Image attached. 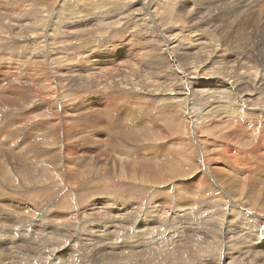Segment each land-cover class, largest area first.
I'll return each instance as SVG.
<instances>
[{
    "label": "rangeland",
    "instance_id": "1",
    "mask_svg": "<svg viewBox=\"0 0 264 264\" xmlns=\"http://www.w3.org/2000/svg\"><path fill=\"white\" fill-rule=\"evenodd\" d=\"M18 1L14 0L15 7L0 1V56L11 58L9 51L27 55L24 65L1 64L5 58L0 57V77L5 78L0 80V210L16 219L0 223V246L11 240L8 250L3 245L5 250L0 249L11 253L3 255L0 264H264V247L257 249L264 244V172L255 170L264 168V115H256L264 95L251 84V79L264 78V0ZM40 54L46 59H38ZM64 56V67L69 62L68 66L57 63L60 70H53L54 61ZM87 59L101 74L96 80L78 72L84 65L74 66ZM213 66H220V71L232 66L233 74L250 77L240 84L249 92H244L249 96L248 110L231 114L243 103L234 94L220 95L216 103L212 97L205 99L206 94L194 93L200 88L214 91L207 70ZM24 67L47 69L51 78L52 71L56 76L51 81L43 77L46 86L39 88ZM111 70L121 79L112 82ZM56 80L65 82V98L53 94ZM14 98L13 105L26 103L29 112L23 115L9 107ZM91 103H98V110L94 112ZM74 129L79 132L72 133ZM113 138L119 147L109 145ZM221 165L235 177L247 176L246 181L252 174L251 180L260 182L251 192L257 199L246 202L251 185L239 195L226 187L220 194L211 190L216 185L208 169L212 172ZM46 216L55 230L51 223L44 226ZM137 232L150 240L138 239L135 244Z\"/></svg>",
    "mask_w": 264,
    "mask_h": 264
},
{
    "label": "bare ground",
    "instance_id": "2",
    "mask_svg": "<svg viewBox=\"0 0 264 264\" xmlns=\"http://www.w3.org/2000/svg\"><path fill=\"white\" fill-rule=\"evenodd\" d=\"M0 1H2V6H5V5H9L8 7H10V5L11 6H14L15 7V2H14V0L12 1V3L10 2L11 0H0ZM8 1L10 2V3H8ZM222 1H224V0H222ZM226 1V0H225ZM241 1V0H240ZM18 2H21L20 0L18 1ZM29 2V1H28ZM214 2V1H213ZM231 2H232V0H231ZM238 2V1H237ZM8 3V4H7ZM212 3V2H211ZM211 3H210V7H211ZM216 3H217V1H216ZM222 3H224V2H222ZM215 4V3H214ZM226 4V3H225ZM235 4V3H234ZM213 5V4H212ZM216 6H217V4H215ZM233 5V4H232ZM232 5H231V7H232ZM21 6V5H20ZM144 6H146V5H144ZM226 6V5H225ZM224 6V7H225ZM5 7H7V6H5ZM34 7V6H33ZM62 7H63V5H62ZM212 7H214V6H212ZM241 7V6H240ZM145 8V7H144ZM147 8V7H146ZM217 8H218V6H217ZM223 8V7H222ZM233 8V7H232ZM1 9V8H0ZM73 8H71L70 10H72ZM220 9H221V7H220ZM239 9V8H238ZM264 9V8H263ZM42 10V9H41ZM60 10V9H59ZM242 10V9H241ZM245 10V9H244ZM1 11V10H0ZM75 11V10H74ZM87 11V10H86ZM214 11V10H213ZM217 11V10H216ZM2 12V11H1ZM1 12H0V15H1ZM24 12V11H23ZM71 12V11H70ZM211 12V11H210ZM253 12V11H252ZM62 12L60 11V13H57V14H61ZM72 13H73V11H72ZM63 16V15H62ZM62 16H60V17H62ZM68 16H70V15H68ZM64 17V16H63ZM62 17V18H63ZM58 18H59V16H58ZM100 19V18H99ZM75 20V19H74ZM200 20V19H199ZM216 20V19H215ZM205 21V20H204ZM151 22V21H150ZM196 22V21H195ZM59 23V22H58ZM57 23V24H58ZM28 24V23H27ZM26 24V25H27ZM54 24V23H53ZM71 24V23H70ZM86 24V23H85ZM93 24V23H92ZM193 24V23H192ZM197 24V23H196ZM215 25V24H214ZM54 26V25H53ZM91 26V25H90ZM89 26V27H90ZM93 26V25H92ZM194 26V25H193ZM47 27V26H46ZM31 28V27H30ZM50 28V27H49ZM52 28V27H51ZM68 28H70V27H68ZM39 29V28H38ZM72 29V28H71ZM75 29V28H74ZM241 29V28H240ZM40 30V29H39ZM49 30H51V29H49ZM80 30V29H79ZM16 31V30H15ZM43 31V30H42ZM46 32L48 31V29H46L45 30ZM81 31V30H80ZM136 31V30H135ZM51 32V31H50ZM48 33V32H47ZM46 33V34H47ZM125 33V32H124ZM17 35V34H16ZM237 35V34H236ZM45 37H46V35H45ZM251 37V36H250ZM35 38V37H34ZM89 38V37H88ZM249 38V37H248ZM38 39V38H37ZM86 40V39H85ZM162 40V39H161ZM245 40V39H244ZM24 41V40H23ZM28 41H29V39H28ZM14 42V41H13ZM16 42V41H15ZM21 42V41H20ZM26 42V41H25ZM30 42V41H29ZM240 42V41H239ZM24 43V42H23ZM20 44H22V43H20ZM16 45V44H15ZM179 45V44H178ZM14 46V45H13ZM25 46V45H24ZM29 46H31V45H29ZM33 46V45H32ZM83 46V45H82ZM50 47V46H49ZM85 47V46H84ZM26 48V47H25ZM54 48V47H53ZM53 48L51 47L50 49V52H52L53 51ZM109 48V47H108ZM241 48H243V47H241ZM11 49V48H10ZM110 49V48H109ZM82 50V49H81ZM21 52H22V50H20ZM27 51V50H26ZM34 51V50H33ZM109 51H111V50H109ZM180 51H181V49H180ZM6 52V51H5ZM15 52V51H14ZM44 52V51H43ZM100 52V51H99ZM94 53V52H93ZM111 53V52H110ZM26 54V52L25 53H21L20 55L19 54H13V52H12V54L10 53V51L9 52H7L6 53V55L7 56H10L11 58H9V57H6V58H9V59H7V60H5L6 58L4 57V56H0L1 58L3 57V58H5V59H2V61L4 62H2L1 61V64H10V63H14V62H16V61H20L23 65H24V63H25V59L27 58V55H25ZM28 54H30V53H28ZM46 54V53H45ZM56 54V53H55ZM109 54V53H108ZM44 55L43 54H40V55H37L36 57L38 58V59H40V58H43L44 60L46 59L45 57H43ZM54 56V55H53ZM56 56V55H55ZM54 56V57H55ZM60 56V55H59ZM58 56V57H59ZM93 56V55H92ZM57 57V58H58ZM35 58V57H34ZM86 58V57H85ZM101 58V57H100ZM111 58V57H110ZM99 59V58H98ZM102 59V58H101ZM239 59H240V61L241 60H243V56H239ZM1 60V59H0ZM54 60V59H53ZM53 60H51V64L50 65H52V61ZM57 60V59H56ZM88 60V59H87ZM105 60V59H104ZM49 61V60H48ZM77 61V60H76ZM82 61V60H81ZM239 61V62H240ZM27 62V61H26ZM55 63H54V67H53V70L55 69V71H56V69H58V70H60L59 68H58V66H56L55 64H59V65H63L61 68H65L66 66H68V64H69V62L67 63V65L64 67V65H65V56L64 57H62V58H59V60L58 61H54ZM105 62V61H104ZM245 62V61H244ZM17 63V62H16ZM103 63V62H102ZM129 63V62H128ZM29 64V63H28ZM28 64H26L25 66L26 67H28ZM43 64H45V62L43 63ZM120 64V63H119ZM71 65V64H70ZM84 65V66H83ZM94 65H95V63L94 62H91L90 60H88V61H83V62H80L79 64H76V65H74V66H76V68L78 67V68H80L81 66H83L82 68H80V69H78V72H80V73H83L87 78H90V77H93L94 76V78H95V76H97V75H101L100 73H96V71H95V69H94ZM22 66V65H21ZM53 66V65H52ZM100 66V65H99ZM15 67V66H14ZM23 67V66H22ZM41 67V66H40ZM119 67V66H118ZM227 67V66H226ZM232 67V66H231ZM231 67H229V68H224L222 71H220V66H213V67H210V68H208L207 70L208 71H210V74H211V76H212V80L210 81V85L212 86V88H213V92H211V93H209L208 92V89L207 90H205V88H203V90H201V88H200V90H197V91H195L194 93H196L198 96H200V95H202V94H206V98L205 99H210L211 97L213 98V100L212 101H215L216 102V100L218 101V100H221L220 99V95H222V97L223 96H226V94H231V96L234 94L235 96H236V98H238V100H240V102H243V103H241V104H239V106L238 107H236V109L235 110H233V112H232V110H231V114H233V113H235V112H237L238 113V111H239V113L241 112V111H243L242 109H249V103L247 102L248 101V98H249V96H247L248 94H245L247 91H244V88L242 87V86H240V84H242L245 80H248L250 77L249 76H247L246 74L245 75H238L237 73H235V74H233V68H231ZM25 68V67H24ZM69 68V67H68ZM68 68H67V70H68ZM70 68H73V66H70ZM110 68H111V66H110ZM116 68V67H115ZM125 68V67H124ZM131 68V67H130ZM190 68L191 69H193V67L192 66H190ZM241 68V67H240ZM52 69V68H51ZM103 69V68H102ZM105 69V68H104ZM109 69V68H108ZM120 69V68H119ZM127 69V68H126ZM197 69V68H196ZM62 70V69H61ZM66 70V72L68 73V71ZM114 70V69H113ZM113 70H111V72L109 73V72H107V73H109V74H112V76H110V77H112L113 78V81L112 82H114L115 81V79L116 78H120V76L119 77H116L117 76V73L119 74V72L118 71H116V72H114L113 73ZM127 70H129V69H127ZM126 70V71H127ZM164 71H165V69H163ZM195 70V69H194ZM236 70V69H235ZM11 71V70H10ZM25 71H27L28 73H29V76L30 77H32L31 79H29L30 81H34V82H32L33 84L35 83L39 88H44L46 85L44 84V83H42V81H41V79L44 77L46 80H53L54 78H55V76L56 75H54L53 74V71H52V73H51V75H52V78H51V76L49 75L50 73L47 71V69H42V70H40V72H38V69H34L33 68V71H32V69H30V68H25ZM62 71H65V69L64 70H62ZM72 71V70H71ZM73 71H74V69H73ZM76 71H77V69H76ZM102 71V70H101ZM121 71H122V68H121ZM70 72V71H69ZM77 72V73H78ZM97 72H98V70H97ZM125 72V71H124ZM128 73H127V75L129 74V72H130V70L129 71H127ZM237 72V71H236ZM242 72V71H241ZM75 73V72H74ZM76 73V74H77ZM102 73V72H101ZM126 73V72H125ZM131 73V72H130ZM195 73V72H194ZM239 73V72H238ZM6 74V73H5ZM22 74H24V72L23 73H21V74H19V75H17L18 77L19 76H21ZM59 74V73H58ZM64 74H65V72H64ZM63 74V76L65 77V75ZM70 74V73H69ZM72 74V73H71ZM71 74H70V76H71ZM82 74V75H83ZM105 74V73H104ZM124 74V73H123ZM133 74V73H132ZM131 74V75H132ZM165 74V73H164ZM244 74V73H243ZM13 75H14V73H13ZM61 75V74H60ZM67 75V74H66ZM79 75V74H78ZM78 75H75L74 76V78L76 77V76H78ZM102 75H103V73H102ZM107 74H105V76H106ZM125 75V74H124ZM126 75V76H127ZM134 75V74H133ZM249 75V74H248ZM24 76V75H23ZM68 76V77H67ZM66 77L67 78H69V75H67ZM125 76V77H126ZM129 76V75H128ZM155 76H156V74H155ZM170 76H171V74H170ZM194 76H196V75H194ZM18 77H16V78H18ZM73 77V76H72ZM84 77V76H83ZM99 77V76H98ZM121 77L123 78L124 76L122 75V73H121ZM130 77V76H129ZM184 77V76H183ZM245 77H246V79H245ZM58 78V77H57ZM60 78H62V75H61V77ZM111 78V79H112ZM133 78V77H132ZM136 78V77H135ZM170 78V77H169ZM248 78V79H247ZM3 79L5 80V78H2V76L0 77V80L3 82ZM64 80L63 81H66V79L65 78H63ZM103 81H107V78L105 79L104 77L103 78H101ZM101 79H100V81H101ZM108 79H109V77H108ZM121 79V78H120ZM120 79H118L119 81H120ZM154 79V78H153ZM16 80V79H15ZM25 80V79H24ZM70 80H71V78H70ZM81 80V79H80ZM94 80H96V78L94 79ZM126 80H127V78H126ZM134 80V79H133ZM132 80V81H133ZM193 80V79H192ZM63 81H59V80H56V82H54V84L56 83V86L55 85H51V89H52V92H53V94H57V96H59V95H62L63 97L65 96V93H64V89L62 90V88H64V83L65 82H63ZM72 81V80H71ZM77 81V80H76ZM76 81L75 82H73V83H76ZM82 81V80H81ZM131 81V80H130ZM145 81V80H144ZM249 81H250V79H249ZM251 81H253V82H251V84L252 85H255L256 87H255V89H258V91H257V93L259 94V96H261V95H264V89H262V88H259V86H261V85H263L264 84V78H261V81H259V80H256V78H255V80H253V79H251ZM86 83L85 84H87V85H89V86H92V87H95V84H93L94 82L92 81V80H86L85 81ZM102 82V81H101ZM120 82H122L123 83V81H120ZM126 82V81H125ZM124 82V83H125ZM172 82H174L173 80H172ZM27 83V82H26ZM31 83V82H30ZM78 83V82H77ZM81 83V82H80ZM82 83H83V81H82ZM117 83H118V81H117ZM123 83V84H124ZM126 83H129V81H127ZM125 83V84H126ZM176 83V82H175ZM201 83H203V81H201ZM124 84V85H125ZM132 84V83H131ZM135 84V83H134ZM137 84V83H136ZM140 84H141V82H140ZM178 84V83H177ZM205 84V83H204ZM31 85V84H30ZM82 85V84H81ZM86 85V86H87ZM117 85V84H116ZM119 85V84H118ZM129 85V84H128ZM146 85V84H145ZM67 86V85H66ZM69 86V85H68ZM73 86V85H72ZM85 85H84V88L86 87ZM88 86V87H89ZM115 86V85H114ZM127 86V85H126ZM136 86V87H135ZM133 85V87H135V89H137V85ZM143 86V85H142ZM240 86V87H239ZM132 86L130 87V88H133ZM204 87H206V86H204ZM96 88V87H95ZM120 88V87H119ZM124 88V87H123ZM129 88V89H130ZM191 88V87H190ZM116 89V88H115ZM125 89H126V87H125ZM224 89V90H223ZM8 90V89H7ZM89 90V89H88ZM121 90V89H120ZM128 90V89H127ZM139 90V89H138ZM195 90V89H194ZM220 90H223L222 92L220 91ZM68 91V90H67ZM75 91V90H74ZM77 91H78V89H77ZM92 91V89L90 90V91H88V92H91ZM93 91H95V92H97L96 90H93ZM122 91V90H121ZM137 91V90H136ZM207 91V92H206ZM36 92V91H35ZM72 92V91H71ZM94 92V93H95ZM128 92L130 93L131 91H129L128 90ZM135 92V91H134ZM141 92V91H140ZM150 92V91H149ZM152 92V91H151ZM206 92V93H205ZM216 92H220V94H215ZM245 92V93H244ZM20 93H23V92H20ZM121 93V92H120ZM136 93V92H135ZM174 93V92H173ZM247 93H249V92H247ZM38 94V93H37ZM134 94V93H133ZM138 94H142V93H138ZM149 94H151V93H149ZM148 94V95H149ZM257 94V95H258ZM73 95V94H72ZM117 95V94H116ZM233 95V96H234ZM73 96H75V95H73ZM90 96V95H89ZM142 96V95H141ZM174 96V95H173ZM217 96H219V99H217ZM232 96V97H233ZM201 97V96H200ZM20 98V97H19ZM25 98V97H24ZM30 98V97H29ZM48 98H49V96H48ZM58 98V97H57ZM65 98V97H64ZM63 98V99H64ZM75 98V97H74ZM145 98H147V97H145ZM149 98V97H148ZM147 98V99H148ZM152 98V97H151ZM230 98V97H229ZM15 99V98H14ZM150 99V98H149ZM148 99V100H149ZM164 99V98H163ZM235 99V98H234ZM8 100H9V98H8ZM13 100V99H12ZM56 100V99H55ZM115 100V99H114ZM119 100V99H118ZM117 100V101H118ZM50 101V100H49ZM64 101V100H63ZM178 101V100H177ZM209 101V100H208ZM211 101V102H212ZM1 102V101H0ZM23 102V101H22ZM26 102V101H25ZM24 102V103H25ZM8 103V102H7ZM17 102H16V99L15 100H13V103L12 102H10L9 101V104H11L9 107H11L12 106V108L13 109H16V110H20V112L23 114V115H25L26 113H28L29 112V109L28 110H25L26 108H25V104H21V105H13V104H16ZM29 103V102H28ZM40 103H41V101H40ZM42 103H44L43 102V100H42ZM85 103V102H84ZM83 103V104H84ZM217 103V102H216ZM1 104V103H0ZM63 104V103H62ZM61 104V106L63 107L64 105H62ZM118 104V103H117ZM187 106L188 105H191V103H189V102H187V103H185ZM1 105H3V104H1ZM7 105V104H6ZM27 105V104H26ZM97 105H99L98 103H91V108L94 110V112L96 111V110H98V108H99V106H97ZM142 105V104H141ZM185 105V106H186ZM205 105V104H204ZM43 106V105H42ZM45 106V105H44ZM51 106H54V105H52V103H51ZM186 106V107H187ZM207 106V105H206ZM80 107H82V106H79L78 108H80ZM223 107V106H222ZM46 108V107H45ZM64 108V107H63ZM116 108V107H115ZM260 108V109H259ZM258 109V112L256 113V115H264V105H263V107H259ZM40 109H42V108H40ZM44 109V108H43ZM47 109H49V108H47ZM47 109H45V110H47ZM77 109V108H76ZM205 109V108H204ZM210 109V108H209ZM247 109V110H248ZM31 111V110H30ZM38 111V110H37ZM36 111V112H37ZM42 111V110H41ZM52 111V110H51ZM39 112V111H38ZM98 112V111H97ZM254 112V111H253ZM32 113V112H31ZM42 113V112H41ZM53 113V112H52ZM98 114H99V112H98ZM110 114V113H109ZM108 114V115H109ZM56 115V114H55ZM54 115V116H55ZM10 116V115H9ZM51 116V115H50ZM102 116V115H101ZM115 116H117V115H115ZM228 116V115H227ZM42 117V116H41ZM57 117V116H56ZM102 117H104V116H102ZM111 117V116H110ZM231 117V116H230ZM229 117V118H230ZM105 118H106V114H105ZM105 118H101V119H105ZM109 116L106 118L107 120L106 121H108L109 119ZM118 118V117H117ZM116 118V119H117ZM12 119V118H11ZM11 119H8V120H11ZM15 119V118H14ZM42 119V118H41ZM89 119V118H88ZM138 119H140V118H138ZM141 119H143V118H141ZM1 121H2V119H0ZM44 120V119H43ZM91 120V119H90ZM228 120V119H227ZM3 121H6V120H3ZM21 121V120H20ZM74 121H75V119H74ZM92 121H100V119H98V118H92ZM109 121H111V119L109 120ZM120 121V120H119ZM229 121V120H228ZM10 122H12V121H10ZM102 122V121H101ZM114 122H115V120H114ZM1 123V122H0ZM14 123V122H13ZM15 123H17V122H15ZM44 123V122H43ZM88 123V122H87ZM113 123V122H112ZM115 123H117V122H115ZM119 123V122H118ZM117 123V126L119 125ZM138 123H140V122H138ZM11 124V123H10ZM9 124V125H10ZM35 124L37 125V123L35 122ZM58 124V123H57ZM56 124V125H57ZM60 124V123H59ZM102 124H103V122H102ZM108 124H110V122H108ZM114 124V123H113ZM148 124H149V122H148ZM2 125H4V124H2ZM6 125V124H5ZM61 125V124H60ZM60 125H59V127H60ZM95 125V124H94ZM97 125V124H96ZM103 125H105V124H103ZM107 125V124H106ZM112 125V124H111ZM123 125H125V127H122V128H126V124L124 123ZM128 125V124H127ZM143 125V124H142ZM151 125H152V123H151ZM8 126V125H7ZM42 126V125H41ZM120 126V125H119ZM129 126H130V124H129ZM149 126V125H148ZM158 126V125H157ZM6 127V126H5ZM9 127V126H8ZM23 127V126H22ZM43 127V126H42ZM95 127V126H94ZM113 127H115L116 128V126L114 125ZM3 128V127H2ZM57 128H58V126H57ZM82 128V127H81ZM105 128V127H104ZM45 129H46V127H45ZM103 129V128H102ZM153 129H154V126H153ZM47 130V129H46ZM104 130H106V129H104ZM119 130V129H118ZM129 130V129H128ZM156 130H157V128H156ZM47 131H49V130H47ZM70 131V130H69ZM88 131V130H87ZM103 131V130H102ZM153 131V130H152ZM76 132H79V129H74L73 131H72V133H76ZM118 133H119V131H117ZM124 133H125V131H123ZM126 132H127V130H126ZM155 132H157V131H155ZM70 133V132H69ZM89 132H87V135H90V134H92V133H90V134H88ZM109 133H110V131H109ZM50 134V133H49ZM83 134V133H82ZM120 134H121V131H120ZM123 134V133H122ZM61 135V134H60ZM105 135V134H104ZM110 135V134H109ZM46 136H48V135H46ZM45 136V137H46ZM64 136V135H63ZM125 136H127L128 138H130V136L128 135V132L125 134ZM34 137V136H33ZM36 137V136H35ZM42 137V136H41ZM82 137V136H81ZM88 137V136H87ZM86 137V138H87ZM99 137V136H98ZM114 137H116V136H114ZM123 137V136H122ZM44 138V137H43ZM43 138H41V139H43ZM49 138H51V137H49ZM96 138V137H95ZM117 138V137H116ZM115 138V139H116ZM38 139V138H37ZM52 139V138H51ZM85 139V138H84ZM88 139V138H87ZM98 139V138H97ZM114 138H113V140H110L109 139V141H110V144L109 145H111V146H118L119 147V145H115V143H114V140H115ZM126 139V138H125ZM133 139V138H132ZM34 140V139H33ZM43 140H45V139H43ZM48 140V139H47ZM53 140V139H52ZM89 140V139H88ZM87 140V141H88ZM100 140V139H99ZM122 140L124 141V137L122 138ZM136 140V139H135ZM134 140V141H135ZM50 141V140H49ZM117 140H115V142H116ZM27 142V141H26ZM36 142V141H35ZM37 142L39 143V140H37ZM48 142V141H47ZM51 142V141H50ZM50 142H48V143H50ZM55 142V141H54ZM42 143V142H41ZM41 143H39V144H41ZM56 144H57V142H55ZM87 143H89V142H87ZM96 143L97 144H99V141L97 140L96 141ZM117 143H118V141H117ZM128 143V142H127ZM126 143V144H127ZM130 143V142H129ZM137 143V142H136ZM35 144V143H34ZM44 144H46V143H44ZM135 144V143H134ZM262 144V143H261ZM77 145V144H76ZM100 145V144H99ZM137 145V144H136ZM39 146V145H38ZM50 146V145H49ZM121 146V145H120ZM129 146V145H128ZM127 146V147H128ZM140 146V145H139ZM255 147V149H257V145H254ZM48 147V146H47ZM61 147V146H60ZM110 147V146H109ZM117 147V148H118ZM123 147V146H122ZM147 147V146H146ZM40 148V147H39ZM47 149V148H46ZM110 149V148H109ZM137 149V148H136ZM70 151H71V149H69ZM115 150H116V148H115ZM121 150H123V149H121ZM161 150H162V148H161ZM106 151V150H105ZM129 151V150H128ZM255 151H257V150H255ZM45 152V151H44ZM108 152V151H107ZM126 152V151H125ZM125 152H124V154H125ZM49 153V152H48ZM59 154L61 153V152H58ZM91 153H92V151H91ZM115 153V152H114ZM58 154V155H59ZM99 154V153H98ZM110 154V153H109ZM108 154V155H109ZM128 154V153H127ZM156 154V153H155ZM159 154V153H158ZM28 155V154H27ZM52 155V154H51ZM46 156V155H45ZM65 156V154H63V156H62V158ZM93 156V155H92ZM97 156V155H96ZM100 156V155H99ZM101 156H102V154H101ZM107 156V155H106ZM41 157H43V156H41ZM50 157H52V156H50ZM49 157V158H50ZM60 157V156H59ZM114 157V156H113ZM160 157V156H159ZM40 158V157H39ZM249 158V157H248ZM27 159V158H26ZM42 159V158H41ZM47 159V158H46ZM97 159H99V158H97ZM53 161V160H52ZM51 161V162H52ZM72 161V160H71ZM91 161V160H90ZM235 161L237 162V159H235ZM42 162V161H41ZM56 162V161H55ZM63 162H65V159H64V161ZM85 162H87V161H85ZM113 162V161H112ZM245 162V161H244ZM68 163V162H67ZM67 163H65V164H67ZM246 163H249V166H252L253 165V162L251 161V160H248ZM64 163H62V165H63ZM70 164V163H69ZM73 164V163H72ZM79 164V163H78ZM220 164V163H219ZM52 165V164H51ZM173 165V164H172ZM70 166V165H69ZM224 165H221L220 166V168L219 167H217V168H215V167H213V171L212 172H210L209 171V169H208V172L210 173V175H211V177L212 178H214V182H215V185L216 186H214L213 184H211L212 186H214V187H212L211 188V190H214V192L216 191V193H221V192H224V191H222V190H224L225 189V187L228 189V192H230V193H232L233 194V190L235 191V194H238L239 195V193H241V191H242V194H243V192H245L244 191V189H246L247 187H249V185H251L252 187H251V189L248 191V198H250V199H245V201L246 202H248V203H251V198H253V195L254 194H251V192H255L257 189H256V187H258V185L260 184V182L258 181V180H255V181H253V180H251V178H252V174L249 176L248 175V181H246V178H247V176H245V177H235L232 173H231V170L228 168H225V167H223ZM53 167V169H57L56 168V165H55V167L54 166H52ZM125 167V166H124ZM128 167V166H127ZM223 167V168H222ZM40 168H41V166H40ZM49 167H47V169H48ZM61 168V167H60ZM60 168H58V169H60ZM53 169H51V170H53ZM63 169V168H62ZM62 169H61V171H62ZM69 169H71V168H69ZM41 170V169H40ZM71 170H73V169H71ZM70 170V171H71ZM205 170V169H204ZM257 172H264V168L262 169V168H258V169H255ZM38 171H39V169H38ZM37 171V172H38ZM67 171V170H66ZM149 171V170H148ZM244 172V171H243ZM60 173V172H59ZM66 173H69L68 171L66 172ZM75 173V172H74ZM240 173L243 175L244 173H242V171H240ZM30 175V174H29ZM67 175V174H66ZM208 175V174H207ZM62 176V175H61ZM69 176H71V175H69ZM74 176V175H73ZM236 178V180H237V182H235L234 181V177ZM30 177V176H29ZM60 177V176H59ZM63 177V176H62ZM209 177V176H208ZM216 177H221V178H218V180H216L215 178ZM227 177V178H226ZM32 178V177H31ZM75 178V177H74ZM73 180V177L72 178H70V180ZM200 179H203L202 177L200 178ZM231 179H232V181H231ZM25 180V179H24ZM27 180V179H26ZM25 180V181H26ZM67 180V179H66ZM205 180V179H204ZM208 181V180H207ZM207 181H206V183H207ZM210 181H212V179L210 180ZM201 182H203V181H201ZM27 183V182H26ZM197 183V182H196ZM208 186V185H207ZM87 187V186H86ZM227 189H226V191H227ZM9 190V189H8ZM1 192V191H0ZM2 192H3V190H2ZM226 193V192H225ZM247 193V192H246ZM2 194V193H1ZM234 194V195H235ZM3 195V194H2ZM233 195V196H234ZM229 196H230V194H229ZM236 196V195H235ZM233 197V198H237V199H239L238 198V196H236V197ZM185 197V196H184ZM232 197V196H231ZM63 198V197H62ZM216 199H219L220 200V198H216ZM253 199H257V197H254ZM63 200V199H62ZM241 200H242V198H241ZM68 201V200H67ZM2 202V201H1ZM22 203V202H21ZM68 203V202H67ZM7 204V203H6ZM19 204H20V202H19ZM24 204H22V206H23ZM65 205V204H64ZM18 206H21V205H18ZM17 206V207H18ZM25 206V205H24ZM62 206V205H61ZM10 208V207H9ZM12 208V207H11ZM19 208H22V207H19ZM25 208V207H24ZM24 208H22L23 210H24V212H25V209ZM1 209V208H0ZM7 209V208H6ZM13 210V209H12ZM15 210V209H14ZM18 210V209H17ZM1 211V210H0ZM20 212V211H19ZM23 212V213H24ZM4 213V211L2 210L1 211V213H0V223L1 224H5V222H3L4 221V219H7V220H5V221H10V218H14L15 219V216H13L12 217V215L10 216V214H9V216L7 215V214H3ZM10 213V212H9ZM22 213V212H21ZM28 213H29V210H28ZM32 213V212H31ZM12 214H13V211H12ZM25 214V213H24ZM107 214V213H106ZM16 215V214H15ZM19 215V214H18ZM26 215V214H25ZM29 215V214H28ZM24 216V215H23ZM27 216V215H26ZM31 216V215H30ZM17 217V216H16ZM110 217H112V216H110ZM116 218V217H115ZM114 218V219H115ZM14 219H13V221H14ZM16 220V219H15ZM50 220L51 219H49L47 216L44 218V221H43V223H46V222H48V223H51V229H52V231H53V229L55 230V226H53V224H52V222L53 221H51L50 222ZM119 220V219H118ZM12 221V222H13ZM39 221V220H38ZM110 221V220H109ZM108 221V222H109ZM113 221H115V220H113ZM6 222V223H7ZM111 222V221H110ZM9 223H11V221L9 222ZM16 223V222H15ZM48 223H46L44 226L45 227H47V225H48ZM56 223V222H55ZM59 223V222H58ZM116 223V222H115ZM123 223V222H122ZM130 221H129V225H130ZM105 224V223H104ZM112 224V223H111ZM110 224V225H111ZM118 225H119V223H117ZM9 225V224H8ZM14 225V224H13ZM50 225V224H49ZM110 225H104V226H108V228H109V226ZM123 225V224H122ZM27 226V225H26ZM145 226V225H144ZM217 226V225H216ZM5 227V226H4ZM24 227V226H23ZM105 227V228H106ZM225 227V226H224ZM78 228V227H77ZM85 228V227H84ZM117 228V227H116ZM119 228V227H118ZM135 228V227H134ZM212 228V227H211ZM3 229V228H2ZM1 229V230H2ZM58 229V228H57ZM208 229H210V228H208ZM220 229H222V228H220L219 227V231H222V230H220ZM40 230V228H38L37 230H35V232H33V234L34 235H38L39 233H38V231ZM50 230V229H49ZM77 230V229H76ZM80 230V229H79ZM133 230V229H132ZM136 231H137V229H135ZM134 230V231H135ZM143 230V229H142ZM204 231V230H203ZM225 231V230H224ZM250 231H252V230H250ZM68 232V231H67ZM71 232V231H70ZM81 232V231H80ZM87 232V231H86ZM109 232V231H108ZM108 232H105V233H108ZM143 232V231H142ZM202 232V231H201ZM200 232V233H201ZM227 232V231H226ZM38 233V234H37ZM49 233V232H48ZM47 233V234H48ZM134 233V232H133ZM208 233H209V231H208ZM45 234V233H44ZM132 234V233H131ZM237 234V233H236ZM257 234V233H256ZM24 235V234H23ZM27 235V234H26ZM41 235V234H40ZM142 235V233H138L137 232V235H136V240L135 241H133V239H132V242H137V240L138 239H140L139 240V242H141L143 239H146V240H148L149 239V237H148V239H147V237H145V234H143V237H140ZM204 235V234H203ZM210 235H211V233H210ZM217 235H219V234H217ZM222 235V234H221ZM9 235H7V237H8ZM66 236V235H65ZM109 236V235H108ZM133 236V235H132ZM139 236V237H138ZM147 236V235H146ZM205 236V235H204ZM231 237H235L234 235H230ZM229 236V237H230ZM239 236V235H238ZM11 237H12V235H11ZM45 237V236H44ZM80 237V236H79ZM94 237V236H93ZM110 237V236H109ZM131 237V236H130ZM220 237V236H219ZM229 237H224V242H228L226 239L227 238H229ZM230 237V238H231ZM87 238V237H86ZM99 238V237H98ZM5 239V238H4ZM11 239V238H10ZM222 239V238H221ZM235 239V238H234ZM14 240V239H13ZM23 240V239H22ZM46 240V239H45ZM106 240V239H105ZM110 240V239H109ZM150 240V239H149ZM239 240H241V237H236V241L238 242ZM8 241V240H7ZM76 241H77V239H76ZM95 241V240H94ZM222 240H220V242H221ZM235 241V240H234ZM244 241V240H243ZM16 242V241H15ZM129 242H131V241H129ZM223 242V243H224ZM11 243V240H10V242H8V244L7 245H3V246H5L6 247V250H8L7 249V247H9L8 245ZM143 243V242H142ZM144 243H145V241H144ZM222 243V244H223ZM241 243V242H240ZM246 243V242H245ZM30 244V243H29ZM32 244V243H31ZM88 244V243H87ZM136 244V243H135ZM221 244V245H222ZM226 244V243H225ZM0 246V249L1 250H5V248L3 247V246ZM12 245H14V247H16V249H20V248H23L19 243H12ZM38 245H40V243L38 244ZM97 245V244H96ZM133 245V243L131 244V245H129V247H131ZM220 245V244H219ZM241 245H243V244H241ZM31 246V245H30ZM30 246H28V244L26 245L25 244V246L24 247H27V248H29ZM36 246V245H35ZM113 246V245H112ZM135 246V245H134ZM223 246V245H222ZM253 246V245H252ZM13 247V246H12ZM32 247V246H31ZM39 248H40V246H38ZM128 247V246H127ZM137 247V246H136ZM264 247V244H261V245H259V247L257 248V249H262ZM33 248V247H32ZM83 248H85V247H83ZM93 248H94V246H93ZM223 248H225V247H223ZM25 249V251H26V248H24ZM130 249V248H129ZM220 249H222V247L220 248ZM248 249H250V247H248ZM22 250V249H21ZM29 251V250H28ZM86 251V250H85ZM98 251V250H97ZM103 251V250H102ZM140 251V250H139ZM238 251V250H237ZM256 251H260V250H256ZM263 251V250H262ZM15 252V251H14ZM32 252V251H31ZM37 252V251H36ZM43 252V251H42ZM41 252V253H42ZM225 252H226V250H225ZM29 253V252H28ZM39 253V252H38ZM237 253V252H236ZM255 253V252H254ZM261 253H263V252H261ZM7 254H11L10 252H5V251H0V259H2L4 256H6ZM227 254H228V252H227ZM239 254H241V253H239ZM258 254H259V252H258ZM4 255V256H3ZM21 255V254H20ZM238 255V254H237ZM11 256V255H10ZM220 256L223 258V257H225V253H223L222 252V254H220ZM230 256V255H229ZM234 256V255H233ZM109 257V256H108ZM216 257V256H215ZM6 258H8V257H6ZM11 258V257H10ZM256 258V257H255ZM110 259V258H109ZM232 259H233V257H232ZM231 259V260H232ZM15 261V260H14ZM101 261V260H100ZM106 261V260H105ZM25 262V261H24ZM97 262V261H96ZM107 262V261H106ZM208 262H211V261H208ZM258 262V261H257ZM102 263H103V259H102ZM108 263V262H107ZM212 263H213V261H212ZM215 263V262H214ZM220 263V262H219ZM21 264H22V262H21ZM96 264H99V263H96ZM105 264V263H104ZM207 264V263H206ZM209 264V263H208ZM216 264V263H215Z\"/></svg>",
    "mask_w": 264,
    "mask_h": 264
}]
</instances>
